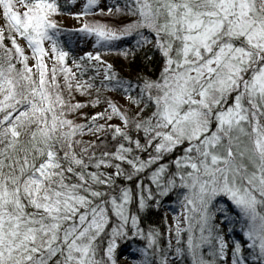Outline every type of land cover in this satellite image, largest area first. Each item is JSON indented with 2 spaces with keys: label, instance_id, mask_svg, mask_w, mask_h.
Segmentation results:
<instances>
[{
  "label": "snow or ice",
  "instance_id": "snow-or-ice-1",
  "mask_svg": "<svg viewBox=\"0 0 264 264\" xmlns=\"http://www.w3.org/2000/svg\"><path fill=\"white\" fill-rule=\"evenodd\" d=\"M97 4L87 0L77 18L96 15ZM0 10V264H117V239L136 237L147 242L138 264H264V0H124L107 11L130 22L75 30L58 26V0H0ZM74 34L94 37L97 49L134 37L148 62L159 54L157 78L135 77V114L105 99L88 123L67 118L86 105L66 102L63 90L94 87L67 66ZM93 60L102 62L100 51L72 63L83 76ZM104 79L98 94L133 91L111 64ZM114 117L123 127L108 123ZM85 129L110 133L111 147L106 136L77 139ZM174 191L183 226L174 217L162 247L161 232L145 233L131 206L143 212ZM225 222L228 233L240 225L247 255L225 240Z\"/></svg>",
  "mask_w": 264,
  "mask_h": 264
},
{
  "label": "trees",
  "instance_id": "trees-1",
  "mask_svg": "<svg viewBox=\"0 0 264 264\" xmlns=\"http://www.w3.org/2000/svg\"><path fill=\"white\" fill-rule=\"evenodd\" d=\"M112 3V6H115L116 4H120L121 6L123 5L124 0H109ZM58 3L60 4V0H58ZM61 6V5H60ZM100 13V12H99ZM98 13V14H99ZM66 15V10L63 9V6H61V14L57 15L55 19H58V17H62ZM104 15L107 17L109 20H113V22L109 25L112 26H122V23L125 22H130L129 17H118V16H113L110 15L109 13ZM96 17L95 15H90L87 17L81 16V20L85 22H93L91 18ZM8 41L5 40V44ZM7 46V44H6ZM131 50L135 51V56L131 54V51L129 55L125 56L122 53L123 50ZM101 52V60L106 61L105 58L110 59L113 69L116 71L118 78L125 79V80H132L133 82V91L129 93V95H136L138 93L139 89L135 87L136 80L135 77L139 73L141 75H145L147 77H150L152 79H155L158 77L159 72L161 70V65H162V58L159 56L157 53L153 57L152 62H148L143 54V50H135V38L134 37H128L123 40H121L120 46L114 50V49H100ZM108 56V57H107ZM101 85H94L92 89H85L83 90V94L81 90H77L78 93L82 96L83 100L78 99V95L72 90L71 94L65 99L66 102H71V103H80L83 105H86L85 107L77 110L74 113H71L68 115L67 118L74 120L78 124H86L88 123V120L85 119V117H90L92 115L93 111L97 108L102 107L106 103L104 102L106 98V93L107 90L102 89L100 90L99 94L97 93L96 89L100 88ZM110 87V86H109ZM118 95H121L122 91L117 89L114 91ZM99 99L101 103H99L96 107H92V103ZM122 111L128 113L129 115L135 114V112L138 111V108L136 105L129 103V105L126 108H122L121 106L117 105ZM143 107V105H141ZM90 132H88L87 129L84 131L83 136H77V139H80L86 143H100V141L97 139V137L93 140L86 139L87 135ZM135 135V134H134ZM142 135V133H141ZM98 136H106L107 137V142H109V147H111V135L108 132H104L99 134ZM113 151L115 150L114 148L112 149ZM77 151H79V148H77ZM99 154V152H97ZM145 157L147 154H143ZM167 162V161H164ZM90 170H95V169H90ZM102 171L104 169H101ZM112 171V170H109ZM119 184H125L128 183L130 186L134 187L135 186V181L133 182H125L123 180L118 181ZM153 188L155 187L154 185L152 186ZM180 197L178 194L174 191L170 193L167 197L160 198V203L157 205L154 201H150L149 204L150 206L147 207L143 212H138L137 211V205L134 202V204L131 206V211L136 213L139 216V224L140 227L147 233V231L150 228L156 229L161 232L162 234V239H161V246L166 247L167 246V235L169 232L166 216L163 213L162 208L165 206L168 207L169 211L171 213L173 212V209L171 208L172 206L176 207L178 204H180ZM218 204H223L226 207V210L228 212V215L230 216H235L236 215V210L234 209V206L230 201L227 200V198H222V199H217ZM176 204V205H174ZM216 215L219 216L220 220L223 218L222 213H217ZM113 222H115V217H112ZM220 220L216 221L217 223L220 222ZM222 227H220L223 232L225 233V237L227 240H237L239 241L242 246L244 247V252L247 255V253L250 251L249 249L246 248V243L244 237H243V232L240 229V225L236 224L234 226V231L232 233H228V227L229 225L225 223H221ZM129 236H131V232H129ZM117 248L116 250H120L122 248H134V249H140L142 247L146 246V241L141 240L139 237H136L134 239H129V238H124V239H117ZM103 248L107 247V240L104 241L102 244ZM231 248V245H230ZM151 251V250H149Z\"/></svg>",
  "mask_w": 264,
  "mask_h": 264
},
{
  "label": "rangeland",
  "instance_id": "rangeland-1",
  "mask_svg": "<svg viewBox=\"0 0 264 264\" xmlns=\"http://www.w3.org/2000/svg\"><path fill=\"white\" fill-rule=\"evenodd\" d=\"M87 0H60V5L63 6V9L66 10V15L62 16V17H58L57 22H58V26L61 29L64 30H75V29H79L83 26V23H85V21L81 20V17L77 18L76 13H79L82 8L84 3H86ZM112 6V3L109 0H98V4L97 6L93 9L94 12H96V17L91 18L92 20H94L93 22L99 21L100 23H109L111 24L113 22V20H109L107 19V17L105 15L101 16L100 15V10L103 9L104 13L107 14L108 11V7ZM79 8V9H78ZM79 10V11H78ZM0 13H2V10H0ZM99 13V14H98ZM4 22L2 19H0V25H2ZM79 35H83V34H74L73 35V39L75 40V44L73 45V47L71 49L69 48H65V50L69 51L70 55L67 58V66L69 68L72 69V72L76 74L77 79H79L81 82L87 81L89 83H93L94 85H100L101 80H104L105 84H108L109 82L107 80L104 79L105 76V69L107 64H111L110 59L105 58L106 61H85L83 62L86 65V71H84V75L81 76V71H83V69H77L76 66L72 63V59L73 57L79 62V58L81 56H84V54L86 52H92L94 55L96 53V51H99L100 49L94 48L92 51H88V50H78L77 49V44H78V40L76 39ZM88 41H84V43L88 44L90 41V44H94V37H87ZM8 41V40H7ZM21 43L22 46H24V41L20 40L19 41ZM8 47H11L10 41H8L7 43ZM121 44V41H116L115 42V46L110 48V49H114L116 50ZM45 47H49L48 44H45ZM106 50V49H105ZM27 55L31 56V51L27 50L26 52ZM108 57V56H107ZM48 65V69H49V74H50V70L52 68V64L53 62L51 60H47L45 61ZM29 65L33 66L34 65V61L30 60L29 61ZM162 66V65H161ZM112 70L116 73V71L113 69V65H112ZM35 71V69H34ZM90 77H94V80H90ZM50 78V75H49ZM58 82L63 86L64 84V78L62 74L58 73ZM73 91L78 95V99L79 100H83L82 96L78 93L76 87H75V81H73ZM109 89H111V85H109ZM115 90H107L106 93V98L112 100L114 103H116L117 105L121 106L122 108H126L130 101L128 99L129 94H125L121 93V95H118L117 93L114 92ZM63 97L64 99H67V97L70 95L69 92L64 89L63 90ZM108 107L107 103L105 105H103L100 108H97L93 111L92 115H90V117L96 115L97 113L103 112L106 108ZM111 110L109 109V112ZM98 123L100 124H104L105 121L104 120H99ZM108 123L114 124V125H120L121 127H123L122 121L118 118V117H114L111 121H109ZM99 134L97 135H93L92 133H89L86 137V139L89 140H93L95 139ZM175 155H182V151L181 152H177ZM174 158V157H173ZM217 199H222L221 197H217ZM176 205V204H174ZM173 209L174 213H171L168 209V207H164L162 208L163 213L166 216V220H167V224H168V228H172L173 229V235H174V228H175V221H174V217H180L182 226H183V208L181 204H178L176 207L172 206L171 207ZM235 209V207H234ZM236 210V209H235ZM237 211V210H236ZM217 220L219 221L220 218L217 215ZM220 227H222V225L220 224ZM169 232L167 235V238H169ZM244 237V234H243ZM245 241L246 238L244 237ZM225 240H227V238L225 237ZM175 243L174 239H173V244ZM115 258H116V262L117 264H138V262L140 260L143 259L141 253L138 251V249H134V248H122L120 250H115Z\"/></svg>",
  "mask_w": 264,
  "mask_h": 264
},
{
  "label": "bare ground",
  "instance_id": "bare-ground-1",
  "mask_svg": "<svg viewBox=\"0 0 264 264\" xmlns=\"http://www.w3.org/2000/svg\"><path fill=\"white\" fill-rule=\"evenodd\" d=\"M79 9V8H78ZM79 11V10H78ZM79 42L77 44V49L78 50H88V51H92L94 49L93 45L90 44L91 41L87 44L84 43V41H88L87 37L83 36V35H79V38H76Z\"/></svg>",
  "mask_w": 264,
  "mask_h": 264
}]
</instances>
